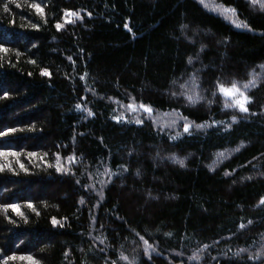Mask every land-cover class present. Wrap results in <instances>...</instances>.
Listing matches in <instances>:
<instances>
[{"label": "trees", "instance_id": "1", "mask_svg": "<svg viewBox=\"0 0 264 264\" xmlns=\"http://www.w3.org/2000/svg\"><path fill=\"white\" fill-rule=\"evenodd\" d=\"M0 47V151L18 153L0 156V264H261L250 257L264 249V0H0ZM193 72L205 99L190 106L171 92ZM233 81L247 113L223 108L217 86ZM130 103L193 127L171 130ZM213 121L231 128H195Z\"/></svg>", "mask_w": 264, "mask_h": 264}, {"label": "snow or ice", "instance_id": "2", "mask_svg": "<svg viewBox=\"0 0 264 264\" xmlns=\"http://www.w3.org/2000/svg\"><path fill=\"white\" fill-rule=\"evenodd\" d=\"M16 7H20L19 4H16ZM32 9H35V11L41 15H43V9L40 7L39 4H36V3H33L31 4L30 6ZM9 9H8V6L7 4L4 5V11L7 12ZM224 12L225 13H231V14H235V9H232V8H225L224 9ZM66 17H75L76 19H82L80 13L78 12H67L66 14ZM89 15H91V13H89ZM66 22L67 23H71L72 21L71 20H67L66 19ZM233 23L235 24V26L237 28H241V27H245V25L243 23H236L235 21H233ZM56 29L57 30H60L63 28V24L61 23H57L55 25ZM124 27L126 29H128V25L125 24ZM187 26L184 25L181 27V31L183 32V29L186 28ZM129 31H131V29H128ZM8 49L6 48H3V47H0V52H7ZM201 51H203V46H201ZM199 56V53L196 54V57L198 58ZM69 59H71V57H69ZM31 63H35V61H30ZM187 63L188 65H192L194 63V59L192 56H189L188 59H187ZM261 68H264V65H261L260 66ZM41 75L43 76H49L50 73L46 70V69H43L41 70ZM87 75V73H85V76ZM252 79L249 80L248 82L244 83L243 84V89L245 90H248L252 87H256L257 86V74L255 72H253L252 74ZM81 79L83 80L84 77H81ZM171 84L172 85H177L178 84V81L176 79H173L171 81ZM218 91L219 93L225 97V101H224V104H223V108L226 110V109H229V108H236L239 110V112L241 113H247L249 110L248 108L246 107V104L250 102L249 98L245 95V92L244 91H241L240 88L238 87V84L236 81H233L232 84H231V87H225L223 84H219L218 86ZM179 89L180 91L179 92H176V91H173L171 92V95L173 98H179V97H183L185 99V101L187 102L188 105L190 106H195L196 104L200 103L201 101H203L205 99V97L201 94V91H200V84H199V79H198V76H197V73L196 72H193L189 75L188 79L185 80L183 83H180L179 84ZM213 97H215L217 95L216 92H213L212 93ZM231 99V103L228 102V99ZM208 103L211 104L212 103V100H208ZM76 108L78 111H85L87 112V116L91 117V116H94V113L90 110V109H85L83 108L81 105H76ZM127 109L128 111L130 112H137V111H142L144 114L147 115L148 119L155 123L156 121L154 120L152 114H153V108L150 106V105H146L144 103H140L139 105H136L135 103H130L127 105ZM167 115V114H165ZM172 116L174 117L173 119L169 120L165 125L163 126H166V127H175L178 123V119H183L184 120V123H183V131L184 133H189L190 132V129L193 127V125L191 123H189L187 121V118L186 117H181L179 113L173 111L172 113ZM113 119L116 120L118 123L120 122H124V123H129V122H133V121H128L127 119L121 117V116H113ZM134 123L137 124V125H140L143 123V120L139 118V116L136 117V119L134 120ZM224 124L225 125V128L224 130L225 131H228L230 128H231V124H236L238 123V120H237V117L235 115L232 116L231 118V124H228L227 122L225 121H219V122H216V121H213L212 124H208L207 122L204 123V124H196L195 125V128L197 130H200V129H206L208 127H212L214 126L215 124ZM14 131V130H13ZM177 137H171V139H176ZM239 149H237L238 151ZM17 156L18 153H15V152H3V151H0V156ZM30 156H34L35 153H30L29 154ZM157 155L159 156V153H157ZM221 155H223V153H221ZM60 157L57 156V161H59ZM69 161L71 162H75V157H69L68 158ZM167 159L171 160L172 162L174 163H178L181 167L184 166V160L182 159H178L176 156H169L167 157ZM51 166V165H49ZM8 167H11V165H8ZM20 167L23 169L24 166L23 164L20 165ZM122 167V170L123 171H127V168L126 167ZM3 170V167H0V171ZM56 170L59 172V171H63V169L61 168V166L59 165V163L57 164L56 166ZM109 175H118V173H109ZM137 176L140 175L139 171H137L136 173ZM79 183V182H78ZM99 196H100V199L103 200V193H99ZM84 201L82 200L81 201V204H83ZM261 204H264V200H261L260 202ZM29 208H33V206L31 204H28L27 205ZM8 208H11L13 212H15L16 214L18 215H23L20 211H19V206L16 205V204H11V205H7L4 207V210L7 211ZM33 211H35V209L33 208ZM26 219V218H25ZM249 223H251V221H249ZM52 224L53 225H57V224H60L59 221H57L55 218L52 219ZM61 227H63L62 224H60ZM245 225L241 224L240 225V228H244ZM170 235V234H169ZM140 240H142L145 244V255L149 257V259L151 258L150 256V251H155V249L149 245L148 241L147 240H144V237H140ZM208 245H205V248H207ZM247 251V249H240V252H245ZM177 255H180L179 253ZM236 256H239V252L235 254ZM122 260H125L127 261V264H137L136 260L135 259H132V260H129L128 257L126 256H123V254H121V257H120ZM8 260H14L16 259L15 256H10L7 258ZM21 259H27L30 264H39V261H36L33 257L29 256V257H21ZM189 259H196L198 260L199 257L196 256V255H193L192 257H189ZM250 259H255L257 261H261V264H264V249H262L261 251L257 252V254L255 255V257H250ZM4 264H7V260H5Z\"/></svg>", "mask_w": 264, "mask_h": 264}, {"label": "rangeland", "instance_id": "3", "mask_svg": "<svg viewBox=\"0 0 264 264\" xmlns=\"http://www.w3.org/2000/svg\"><path fill=\"white\" fill-rule=\"evenodd\" d=\"M207 6H208V5H207ZM210 8H212V10H214V11H216V12H219V13H221L222 15H224V16L230 18L232 22L235 21L236 23H238V22L236 21V18L234 17L233 14H231V13H225L224 10H219L218 6L213 5V4H211V7H210ZM135 113H139L140 115H141V114H144L142 111H137V112H135ZM172 113H173V112H171V113H167V115H165V114H160V113H157V112H154V111H153L152 116H153L154 120L156 121L155 123L160 124V125H162V124L165 125L169 120H171V119L174 118V117L172 116ZM177 113H179V112H177ZM179 114H180V113H179ZM145 115H146V114H145ZM180 116H181V114H180ZM188 122L191 123L190 121H188ZM181 123H182V124H181ZM183 123H184V120H183V119H178V123H177V125H176L175 127H168V128H171V130H178L177 128H178L179 126H183ZM191 124H192V123H191ZM165 127H166V126H165Z\"/></svg>", "mask_w": 264, "mask_h": 264}]
</instances>
